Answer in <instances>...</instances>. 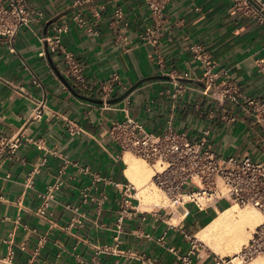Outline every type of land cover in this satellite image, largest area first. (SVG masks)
I'll return each mask as SVG.
<instances>
[{"label": "crops", "instance_id": "1", "mask_svg": "<svg viewBox=\"0 0 264 264\" xmlns=\"http://www.w3.org/2000/svg\"><path fill=\"white\" fill-rule=\"evenodd\" d=\"M24 2L42 18L18 30L15 52L0 41V264H143L148 258L177 264L214 211L190 205L191 214L173 223L182 208L170 215L139 204L117 246L114 223L130 180L110 124L124 117L129 100L130 113L149 131L171 126L198 140L210 127L208 141L223 155L264 161V127L242 109L228 112L234 121L225 120L227 111L203 82L205 65H214L264 101V74L256 65L264 55V22L237 0H170L153 41L146 35L154 22L144 0ZM119 6L124 18L115 14ZM78 12L85 26L78 24ZM61 26L67 27L63 47L94 92L71 75L62 50H47L42 39ZM185 72L189 77H182ZM177 82L183 91L174 96ZM109 84L116 87L112 98L137 86L105 103L99 93ZM59 180L48 215H39L41 194ZM193 258L215 264L200 247Z\"/></svg>", "mask_w": 264, "mask_h": 264}, {"label": "built area", "instance_id": "2", "mask_svg": "<svg viewBox=\"0 0 264 264\" xmlns=\"http://www.w3.org/2000/svg\"><path fill=\"white\" fill-rule=\"evenodd\" d=\"M170 0H144L149 8L154 24L146 28V35L155 38L154 32L164 21V9ZM237 0V4L249 14H254L264 22V1ZM115 14L124 18L121 6L117 7ZM35 18H42V13L36 12L27 6L24 0H0V41L8 42L9 49L16 51L14 43L15 35L22 26H30ZM80 26L86 25V19L81 12L75 14ZM67 31L66 26L57 28L52 35L43 38L47 43V50L56 53L62 50L64 59L71 75L88 92H94V88L86 83L82 68L75 56L63 47V34ZM144 37V36H143ZM146 38V37H145ZM46 54L45 51H42ZM202 58V55H198ZM257 69L264 74V55L256 59ZM164 68V64L161 63ZM182 77H189L185 72ZM203 82L208 85L211 95L218 101L217 107L224 108L226 113L223 117L228 122L235 120V116L228 112L238 109L251 114L257 122L264 127V101L261 98L244 93L240 86L231 79L228 70H216L214 65H205ZM174 96L183 91V86L176 83ZM116 87L109 84L102 88L99 96L105 103L115 94ZM123 109L124 117L113 119L108 134L113 143L121 150L117 156L123 158L127 152L134 153L151 165L158 164L162 169L155 168L153 181L162 189L169 202L159 209H167L172 215L177 209L182 208L180 213L185 216L191 214L190 205H194L198 211H218L220 202L227 204H239L242 206H254L262 214V222L255 228L247 244H244L239 254L235 256L220 255L215 252L211 257L215 264H240L248 262L254 257L264 255V161L251 155H223L214 149L208 135L211 128L207 127L200 139L193 140L187 132L175 130L169 126L163 132L149 131L144 124L136 119L129 109L128 100ZM213 110L212 113H215ZM88 171V169H85ZM29 185L33 184V177H29ZM62 181L59 180L41 194L43 203L38 209V214L47 216L51 201L54 199L56 190L60 188ZM134 185L129 182L125 186L124 197L119 202L118 216L114 223L116 245L118 246L122 234L125 232L127 218L138 210L139 198L135 197ZM87 195V193H84ZM134 199L138 203H134ZM78 210L79 207L69 205ZM74 222L83 225L82 219L74 217ZM149 235V234H148ZM190 251L178 258L177 264H196L193 255L199 246L193 237ZM143 264H160L153 259H144Z\"/></svg>", "mask_w": 264, "mask_h": 264}, {"label": "bare ground", "instance_id": "3", "mask_svg": "<svg viewBox=\"0 0 264 264\" xmlns=\"http://www.w3.org/2000/svg\"><path fill=\"white\" fill-rule=\"evenodd\" d=\"M126 163L125 174L137 190L136 196L140 200L142 209H151L155 206H163L168 203V197L153 181L155 168L147 160L127 152L124 154ZM183 213L172 217V222L177 223ZM260 211L254 206L242 207L239 204H231L224 209H218V213L195 232L198 241L217 254L235 256L242 250V245L248 243L255 228L262 222ZM240 264H264V255L254 257L249 262Z\"/></svg>", "mask_w": 264, "mask_h": 264}, {"label": "rangeland", "instance_id": "4", "mask_svg": "<svg viewBox=\"0 0 264 264\" xmlns=\"http://www.w3.org/2000/svg\"><path fill=\"white\" fill-rule=\"evenodd\" d=\"M131 153V152H130ZM131 154H134V153H131ZM135 155V154H134ZM136 156H138V155H136ZM149 163V162H148ZM150 164V163H149ZM151 165V164H150ZM137 193V192H136ZM137 197V196H136ZM169 202V201H168ZM227 203L226 202H220V206H224V205H226ZM242 206V205H241ZM250 206V205H249ZM242 207H247V206H242ZM203 226V225H202ZM193 238L194 239H196V237L195 236H193ZM197 240V239H196ZM197 243H199V247H200V249L202 250V253L204 254V255H207V254H209V255H211V253L213 252V251H211L207 246H205L203 243H201L200 241H198L197 240ZM244 244H246V243H244ZM243 244V245H244ZM243 245H242V247H243ZM220 255H223V254H220ZM261 255H263V254H261ZM259 256V255H258ZM249 262V261H248Z\"/></svg>", "mask_w": 264, "mask_h": 264}, {"label": "water", "instance_id": "5", "mask_svg": "<svg viewBox=\"0 0 264 264\" xmlns=\"http://www.w3.org/2000/svg\"><path fill=\"white\" fill-rule=\"evenodd\" d=\"M253 3L257 4L256 1L252 0ZM140 83V82H139ZM138 83V84H139ZM137 85L131 87L126 93H124L123 95H120L118 97H114L108 100V102L113 103V102H117L120 101L121 99H123L125 96H127ZM98 102H102L101 100H96Z\"/></svg>", "mask_w": 264, "mask_h": 264}, {"label": "trees", "instance_id": "6", "mask_svg": "<svg viewBox=\"0 0 264 264\" xmlns=\"http://www.w3.org/2000/svg\"><path fill=\"white\" fill-rule=\"evenodd\" d=\"M229 205H231V204H226V205L222 206L221 209H224V208L228 207ZM216 214H217V213H216L215 211H214L213 213H211V217L208 218V220L204 223V225H205L206 223H208V221H210V219L213 218Z\"/></svg>", "mask_w": 264, "mask_h": 264}]
</instances>
